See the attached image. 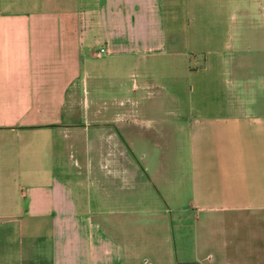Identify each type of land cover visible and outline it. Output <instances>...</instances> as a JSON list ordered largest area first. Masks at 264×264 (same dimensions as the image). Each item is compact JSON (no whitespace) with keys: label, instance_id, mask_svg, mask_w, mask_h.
I'll return each instance as SVG.
<instances>
[{"label":"crops","instance_id":"obj_1","mask_svg":"<svg viewBox=\"0 0 264 264\" xmlns=\"http://www.w3.org/2000/svg\"><path fill=\"white\" fill-rule=\"evenodd\" d=\"M193 6V0H0V264H264V108L244 97L254 74L227 54L233 39L205 51L209 35L178 32V15ZM101 48L106 55L98 57ZM148 53L181 60L192 84L186 122L175 98L165 107L144 106L172 115L145 134L155 148L186 136L181 256L155 194L182 186L168 181L179 177L178 153L169 169L164 150L122 157L115 143H134L132 137L101 134L105 123L96 119L87 122L92 131L80 123L81 88L87 93L95 74L90 61L107 65ZM118 161L127 189L114 201Z\"/></svg>","mask_w":264,"mask_h":264},{"label":"rangeland","instance_id":"obj_2","mask_svg":"<svg viewBox=\"0 0 264 264\" xmlns=\"http://www.w3.org/2000/svg\"><path fill=\"white\" fill-rule=\"evenodd\" d=\"M193 12L189 14H180L178 22V32H184V28L189 30H201L203 35H209L210 41L205 44V51H213L223 42L233 39L235 46L231 53L234 58L240 62L235 66H242L243 73L253 72L254 84L246 96L248 99L254 97V107L264 108V0H226V5L221 0L220 5L216 0H193ZM197 34V33H196ZM183 48H177L180 52ZM229 51V50H228ZM172 62L169 56L157 55L152 53L146 55L143 60L130 59L123 62H110L107 65L101 61H90L95 66L94 75L88 79L87 93L81 88L80 101L82 102L83 129L93 130L87 125L92 126L91 121L96 119L101 121V131L104 135L121 138L132 137L134 143L125 144L115 143V147L123 157L130 153L132 157L140 152L147 150L152 154L166 151L167 159L164 161L169 169L174 167L175 157L172 153H178V169L180 174L178 179H169L171 183H177L182 186H164L157 188L155 194L162 202L163 212L170 217L172 224V235L175 240V248L178 256L180 253V242L185 246L186 230V212H187V187L186 183V159H187V141L185 133L179 134L180 139L176 144L174 142L158 144L155 148L154 140L145 134L154 132L160 128L161 119L171 118L168 110H148L145 105L156 103L163 107L168 104L170 98H175L180 104L179 115L182 121H187L189 113L186 110V104L189 97V90L192 87L188 79L184 64L181 60ZM237 60V59H236ZM241 69L239 68L238 71ZM92 74V72L90 73ZM137 89H134V86ZM233 89V87H230ZM235 89V88H234ZM246 93V92H245ZM230 93L228 99L234 98ZM218 98V99H217ZM220 98V99H219ZM215 102H222L223 96L214 97ZM221 100V101H220ZM168 116V117H167ZM174 118V115H173ZM100 122V123H101ZM126 124H130L125 126ZM101 125V124H99ZM98 125V126H99ZM95 127V126H93ZM170 138V129H168ZM83 131L82 136L85 135ZM98 132V133H99ZM145 135V136H144ZM84 150L85 143L81 144ZM160 145V146H159ZM68 144V151H69ZM72 151V149H71ZM171 155V156H170ZM119 163V165H118ZM115 174L111 195L114 201L122 200L127 186V182L122 175L120 162L114 163ZM111 187V186H109ZM142 194V195H141ZM137 192V196L149 199L151 193L147 196L144 192ZM101 200V199H100ZM117 203V202H116ZM183 246V245H182Z\"/></svg>","mask_w":264,"mask_h":264},{"label":"built area","instance_id":"obj_3","mask_svg":"<svg viewBox=\"0 0 264 264\" xmlns=\"http://www.w3.org/2000/svg\"><path fill=\"white\" fill-rule=\"evenodd\" d=\"M96 55H97L98 57H102V56L106 55V50L103 49V48H101V49H99V50L96 52Z\"/></svg>","mask_w":264,"mask_h":264}]
</instances>
